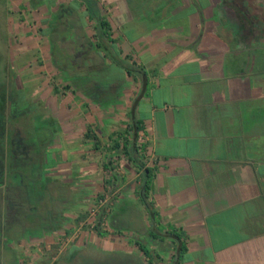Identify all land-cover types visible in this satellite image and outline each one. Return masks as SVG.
<instances>
[{"label": "crops", "instance_id": "0c3cea01", "mask_svg": "<svg viewBox=\"0 0 264 264\" xmlns=\"http://www.w3.org/2000/svg\"><path fill=\"white\" fill-rule=\"evenodd\" d=\"M95 1L107 25L101 32L81 0H5L10 25L22 7L40 15L49 70L61 71L69 89L56 112L61 139L48 149L57 175L88 183L95 202L104 192L113 201L105 199L103 211L139 203L148 169L156 219L141 208L151 244L173 251L183 242L182 264H264V73L220 33L222 0ZM55 25H72L70 35L56 37ZM56 49L85 58L68 59L71 69L53 60ZM113 72L122 73L121 89ZM97 75H104V93ZM92 132L94 143L86 138ZM124 140L141 147V170L122 154Z\"/></svg>", "mask_w": 264, "mask_h": 264}, {"label": "rangeland", "instance_id": "374dc122", "mask_svg": "<svg viewBox=\"0 0 264 264\" xmlns=\"http://www.w3.org/2000/svg\"><path fill=\"white\" fill-rule=\"evenodd\" d=\"M244 2L250 6L249 15L252 19V24L258 29V33L264 37V0H243ZM5 3V0H0V6L3 5L4 7L6 5L3 9L0 7V83L6 82V85L7 83H15L16 90L20 89L25 92L29 109L32 112V116L30 117L29 115L28 117L31 119L33 129L41 131L44 139H54L55 143L58 138L61 139L60 130L56 129V124H54L57 121L56 112L62 106L63 92H69V89L63 88V84L61 83L63 73L61 71L59 72L55 68L53 69V67L52 70H49L51 69L48 65L49 60H46L50 54V51L48 52L47 50L49 41L40 39L42 37L41 26H46V24H41L40 15H34V18L30 12L24 11L22 7L20 13H23V16L17 13L15 16L16 24L10 25L8 21L9 15L7 14L8 7ZM220 9L222 10L224 7H220ZM227 9L226 13L232 19L234 16L232 10L230 8ZM36 17L38 18L37 22ZM32 26H34L33 32L35 31L33 36L25 31L26 28ZM71 27L72 25L68 27L66 25H55V36L58 37L61 34L70 35ZM226 28L225 25L220 26V33L224 36L229 35L226 30L230 31V27ZM231 35H229L230 39L233 37ZM53 41H55V37ZM72 52V50H69L67 53L69 54L68 58L65 55H60V51L56 49L53 51L52 58L58 64L65 62L72 69V66L69 64L70 62H68V59L70 61L72 58ZM246 54L247 56L250 54L249 58L253 61L256 51L254 48L249 49L248 52H243V56ZM256 66L254 62L253 68L255 71ZM118 71L119 69H117ZM115 73L113 72V76L115 77H113L114 83L117 88L121 89L124 85L122 73L114 75ZM94 84L98 86L97 89L100 92L104 93L106 91L104 75L103 77L97 75ZM9 94L12 96L17 95L19 98L22 97L20 92L16 94L10 92ZM69 107L71 108L70 105ZM44 118L49 119L51 122L50 126H47ZM130 125L135 132L134 125L132 123ZM79 130L81 129L76 127V131ZM92 133L90 134V141L94 143L97 139L96 134ZM97 143L102 145L99 141ZM73 147L77 148L76 146ZM51 148L55 149L56 147H49V149ZM61 148L65 150L69 149L63 143ZM101 152L102 155L107 154L105 146ZM47 160L51 164L49 157ZM80 182L77 179V182L74 183L77 186L76 191L70 192L67 187L63 190L66 201L64 203L65 213L69 212L70 215H79L80 224H75L74 227H71V234L63 239L64 258L57 264H128L134 260L133 258L137 260L141 257L140 260H143L142 253L135 246L136 241L149 247L154 256L153 264H167L169 262L173 251L168 247V244L164 243L160 245L156 243L153 245L149 238L143 236L146 219L143 216L140 203L123 202L118 206L116 204L114 206L112 203L108 204V207L101 211L107 205L104 202L105 199L108 202L113 200L107 199L104 192H101L96 198V202L93 198H85L90 194L91 187L88 186V183L81 184ZM104 214H107V216L104 217ZM94 215H97L95 224L102 235L93 226ZM89 217L90 219H88ZM101 218H104V220H98ZM84 219H87L85 223H83ZM111 221H113V227L110 225ZM114 226L120 229L119 232L114 229ZM67 227L70 226L68 225ZM157 229L160 232L162 227L158 224ZM148 234L150 233L148 232ZM137 235H142L140 240H138ZM152 235L156 234L153 233ZM131 255L133 256L131 257ZM143 264H146V261H143Z\"/></svg>", "mask_w": 264, "mask_h": 264}, {"label": "flooded vegetation", "instance_id": "af4514ba", "mask_svg": "<svg viewBox=\"0 0 264 264\" xmlns=\"http://www.w3.org/2000/svg\"><path fill=\"white\" fill-rule=\"evenodd\" d=\"M83 53L77 50L71 64L85 58ZM3 83H0V264H57L64 258L63 239L71 234V227L80 224L79 215L65 213L63 190L67 187L73 192L77 186L75 180L64 183L57 175V159L50 157L48 151L54 147V139H44L41 131L33 129L25 92L16 90L15 83ZM10 92H20L22 97ZM44 120L50 126L49 119ZM54 124L59 130L58 120Z\"/></svg>", "mask_w": 264, "mask_h": 264}, {"label": "trees", "instance_id": "16d2710c", "mask_svg": "<svg viewBox=\"0 0 264 264\" xmlns=\"http://www.w3.org/2000/svg\"><path fill=\"white\" fill-rule=\"evenodd\" d=\"M86 7V11L89 15V18L92 20L97 21V30L101 32L104 28L107 29V25L104 22L103 19H101L99 9L97 8V3L95 0H81ZM241 1V4H240ZM240 4V5H239ZM222 8L223 9V15L220 19V24L225 25V27L229 28L230 31L226 30V32L233 36V43L236 47H239L240 49H245L248 51L249 49H253L256 51V56L253 60V63L255 62L256 71L258 74L264 73V37L258 33V29H256V26L252 24V19L249 15L250 6L247 3H243V0H222ZM227 8H230L233 13V18H229V16L226 13ZM226 28V29H227ZM264 34V33H263ZM104 35L98 34V39L103 43L104 41ZM99 46V45H98ZM254 57V56H253ZM133 110H131L130 113V119L131 123L133 125H136L138 127V122L133 117ZM86 138H90V134H86ZM115 150L120 148L119 143L114 144ZM122 154L127 158V160L132 163V165L135 167V169L141 170L142 166L140 164V161L143 157V151L141 147H139L134 142H128L127 140L123 141L122 143ZM149 170L145 169L142 171L141 178H140V185L136 191V195L138 197V202L141 204L142 207H144L146 213L148 216L155 220L156 216L158 215L157 212L154 210V204L151 201L149 197V190H150V181H149ZM101 221V220H100ZM113 227V221H111V224ZM114 229H116L118 232L120 229H118L116 226H114ZM95 230L102 235V233L99 231L98 226H95ZM173 236L177 239V241H181L183 238V235H180L179 233H173ZM135 246L139 249V251L142 253L143 260L135 259L129 262L128 264H143V261H146V264H153L154 256L153 253L150 251L149 247L144 246L143 244H140V242L136 241ZM187 249L184 246L183 242H180V244L173 249V253L171 255V258L167 264H182V259L184 254L186 253ZM133 255H131L132 257ZM158 258V256H157Z\"/></svg>", "mask_w": 264, "mask_h": 264}]
</instances>
